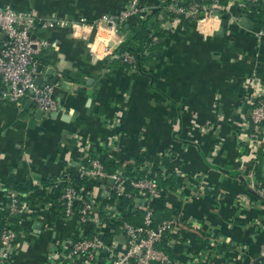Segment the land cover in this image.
<instances>
[{
  "label": "crops",
  "instance_id": "0c3cea01",
  "mask_svg": "<svg viewBox=\"0 0 264 264\" xmlns=\"http://www.w3.org/2000/svg\"><path fill=\"white\" fill-rule=\"evenodd\" d=\"M164 1L139 0L143 12L129 23L144 19ZM128 2L0 0L39 18L34 36L47 46L36 58L41 70L35 77L41 86H56L60 104L55 117L36 119L30 100L17 107L0 99V214L16 195L6 189L11 177L46 192L20 202L21 246L7 264H50L66 255L71 242L86 238L91 226L66 218L49 190L66 178L79 181L76 189L92 200L103 242L116 255L124 253L126 238L110 217L112 186L79 180L78 170L87 158L108 157L123 169L144 155L153 159L143 163L144 170L155 176L161 159L170 158L171 165L160 172L163 179L173 174L177 188H166V195L155 199L135 195L129 201L131 224L141 222L145 209L154 216L158 210L177 211L181 224L171 242L175 264H264L259 261L264 258V201L247 189L260 196L264 187L253 172L245 173L248 162L259 164L264 181V149L261 161H249L248 137L252 84L264 87L260 27L244 0H227L217 16L200 21L181 24L167 18L164 47L152 55L155 63L143 72L132 70L135 61L121 70L112 64L121 43L94 24ZM224 13L228 27L217 36ZM242 18L253 23L251 29L240 24ZM54 22L67 25L50 26ZM97 256V263L108 264L106 252Z\"/></svg>",
  "mask_w": 264,
  "mask_h": 264
},
{
  "label": "built area",
  "instance_id": "2783aa9c",
  "mask_svg": "<svg viewBox=\"0 0 264 264\" xmlns=\"http://www.w3.org/2000/svg\"><path fill=\"white\" fill-rule=\"evenodd\" d=\"M244 1V6L249 13L251 12L249 5L258 6L262 2L260 0ZM167 9L175 15H184L188 19L200 21L210 17L214 11L219 12L222 8L214 1L210 6L193 2L187 8L171 4ZM142 12L143 8L139 0H129L128 4L116 14L102 16L94 27L97 30L109 32L120 44L124 40L119 36L121 27L130 18ZM38 22L39 18L33 12L15 11L10 5H0V99L4 103L17 107H21L26 100H30L36 110L46 114L58 113L60 104L54 96L56 86L48 84L40 87L34 83L36 58L47 46V42L34 36ZM57 24L67 25L65 22H54L50 23V26ZM257 33L259 36H264V26L260 27ZM153 41L157 42V38L154 37ZM108 52L109 49L104 48V53ZM134 61V57L130 54H123V62L131 65ZM252 86L255 88V98L250 110L249 161L257 159V154L264 143V87L261 88L257 81ZM86 162L78 170L79 180H113L112 192L115 207L110 217L114 222L119 223L126 238V251L116 255L115 248L103 242L100 236L101 220L92 200L82 196L80 191L71 185V180L66 178L68 184L59 197L64 216L75 218L81 226L93 227L94 232L89 237L71 242L66 255L62 259L53 260L50 264H69L79 257L84 260V264H99L97 254L105 252L108 264H175L174 260L157 246L167 233L173 235L175 229L181 224L178 215L155 223L153 211L145 209L141 222L134 225L128 222L120 223V215L116 211L120 198L131 200L135 195H141L148 200L159 198L163 190L158 186L156 176L146 173L144 164L140 170L145 171L146 175L136 179L124 177L120 172L108 174L99 158H87ZM249 174L251 175L252 171ZM56 187L55 183L49 187V190L53 191ZM260 196L264 199V191L260 192ZM19 212V200L13 195L10 199L9 214L14 216ZM17 238V233L8 224L4 225L0 231V264L9 263L12 256L20 249L21 243L17 241Z\"/></svg>",
  "mask_w": 264,
  "mask_h": 264
},
{
  "label": "trees",
  "instance_id": "16d2710c",
  "mask_svg": "<svg viewBox=\"0 0 264 264\" xmlns=\"http://www.w3.org/2000/svg\"><path fill=\"white\" fill-rule=\"evenodd\" d=\"M214 1H216L219 5L224 6L227 0H166L153 8L151 13L145 17L144 19L138 20L136 23L132 24L129 23V19L122 27L121 33L124 34L123 42L115 49V58L112 61V64H119V68L121 70H128L131 67L129 64L123 62V54L128 53L134 57L135 63L134 68L132 70L143 72V68L148 66L151 63H155L153 59V53L155 51H161L164 47V39L166 37V29L162 28V24L168 19H176L179 20L181 24H186L190 21V19L186 18L184 15H175L168 11V6L171 4H176L177 6H182L187 8L191 3L197 2L202 5L210 6ZM251 10L249 14L250 18H254L256 20V26L262 27L264 26V4L261 2L258 6L256 5H249L248 6ZM166 15V18H163V15ZM202 16V15H201ZM127 26V27H126ZM157 38V42H153V38ZM55 96V94H54ZM56 97V96H55ZM2 102V101H1ZM249 130L251 132V127L249 126ZM263 146L259 150L257 154L258 161L262 160V152ZM149 161L152 162L153 159L149 158L147 155L141 156L134 160L132 164L121 169V167L115 163L114 161L110 160L108 157H104L101 159V162L104 166L105 171L108 174H117L120 172L124 177L127 178H143L146 173L145 171L140 170V167L143 165L144 162ZM171 165L170 158H162L161 159V167L157 170L156 179L158 186L163 191L161 193V197L166 195V188L170 190H174L177 188L176 178L173 174H170L164 180L160 170L162 168L169 167ZM253 172L255 174L256 182L260 183L262 187H264V181L261 178V168L259 164L256 166H252L251 162H248L245 167V173ZM57 184L56 189L53 190L54 192V199H58L61 194L62 190L67 186V182L65 180L58 182H53L52 185ZM71 185L76 188L80 186L81 183L79 181L71 180ZM128 187V185H127ZM6 189L12 193H15L16 197L19 200V208L21 201H32L39 197H43L45 195V190L39 188H33L31 185L26 182H19L16 181L13 177H11L6 184ZM129 201L125 198H120L118 204L116 205V211L120 215V223L121 222H128L133 223L131 221V217L134 215L132 210L129 208ZM57 205L60 209L63 208L60 202H57ZM19 214V213H18ZM18 214L14 216H10L9 209L0 214V231L4 227V225L8 224L11 229H13L18 234V224L19 218ZM177 214L175 210H158L155 212L154 221L155 223H159L164 220L171 219L173 216ZM118 223V222H117ZM116 223V224H117ZM140 223V222H139ZM138 223V224H139ZM119 225V223H118ZM94 232V228L91 227L85 234V237H89ZM173 240V236L170 233L166 234V237L162 239L160 244H158L157 248L162 249L169 255V257L173 260L174 253L172 246H170ZM17 241L19 239L17 238ZM169 244V245H168Z\"/></svg>",
  "mask_w": 264,
  "mask_h": 264
},
{
  "label": "water",
  "instance_id": "95a60500",
  "mask_svg": "<svg viewBox=\"0 0 264 264\" xmlns=\"http://www.w3.org/2000/svg\"><path fill=\"white\" fill-rule=\"evenodd\" d=\"M260 1L264 2V0H260ZM217 15H218V12H216V11H214V12L212 13V16H213V17H214V16H217ZM163 16L166 17L165 14H164ZM240 24H241L242 26L248 27V28H250V29H251L252 26H253V23H252V22H249V20H248L247 18H242V19L240 20ZM126 27H127V26H126ZM227 27H228V15H227L226 13H224V14L221 15L220 26H219L218 31L216 32V35H217V36H222L224 30H225ZM40 70H41V67L38 66L37 69H36V74H39V73H40ZM34 83H35L36 85H38V86H41V85H40V83H41V78L35 77V79H34ZM43 86H44V85H42L41 87H43ZM25 108H29V107L26 106ZM30 114L34 115V117H35L36 119H41L42 117L53 118V117H55V116L57 115V113L46 114V113H43V112H41V111H39V110H31V111H30ZM100 182L103 183L104 181L101 180ZM106 183H107L108 185H111V186H112V185H113V180H112V179H107V180H106ZM247 189H248V190H249L254 196H256V197L259 198L260 200L264 201V199H263L261 196H259L258 194H256L254 191H252V190L249 189L248 187H247ZM259 261H264V258H260ZM255 263H256V262H255Z\"/></svg>",
  "mask_w": 264,
  "mask_h": 264
}]
</instances>
